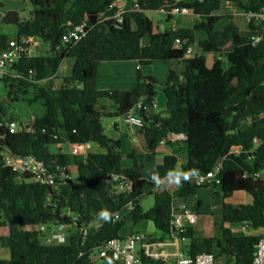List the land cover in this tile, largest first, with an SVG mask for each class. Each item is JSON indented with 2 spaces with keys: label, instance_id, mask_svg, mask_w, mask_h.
<instances>
[{
  "label": "trees",
  "instance_id": "1",
  "mask_svg": "<svg viewBox=\"0 0 264 264\" xmlns=\"http://www.w3.org/2000/svg\"><path fill=\"white\" fill-rule=\"evenodd\" d=\"M34 6L33 18L23 20L17 12L3 16V22L16 25L19 36L34 37L39 46L33 57H24L14 64L10 75L2 80L11 82L10 95L18 87L25 95L30 88L37 92L30 103H39L44 113L28 122L31 131L20 123L17 133L5 127L6 113L0 115V152L15 157H35L47 169L60 175L70 172L69 161L59 145L97 144L104 152H91L85 159L75 157L76 181L56 180L55 185L32 181L20 176L2 163L0 156V227L9 234L0 238L10 250V258L0 257V264H96L92 254L114 238L129 223L151 222L166 235L173 231V193L159 188L154 193V205L144 209L141 200L147 182L141 163L134 153L128 155L132 166L124 168L122 141L106 132L104 120L118 118L134 111L144 116L157 99V86L163 88L168 117H148L139 129L145 138L149 155L155 154L160 142L170 134L187 136V161L182 172L195 169L196 174L183 179L179 195L196 196L204 187H220L224 198L234 193H247L249 205L224 204L220 235L198 238L193 228L178 233L181 251L191 257L213 253L216 264L226 259L228 264H251L256 246L264 230V20L251 17L249 28L263 32V40L253 44L242 34L234 17L220 16L225 3H232L246 15L261 14L264 0H29ZM138 3L140 9L124 14L123 22L103 20L116 13L112 4ZM186 7L200 19L193 29H171L155 33L148 11H166ZM228 23L218 28L220 22ZM94 26L86 38L77 44L64 43L63 35L71 27L83 23ZM206 38L198 42L199 53L187 57L188 48L196 42V33ZM146 35L151 37L144 44ZM10 36L0 34V53L8 48ZM179 40V42H178ZM186 41V42H185ZM215 56L210 69L206 61ZM72 59L71 74L59 77L63 62ZM155 61H183L182 74L172 71L166 82L145 76L141 69ZM105 62H136L139 65L137 85L129 91L97 90L99 67ZM29 77L16 78L13 73ZM60 81L57 88L39 85L42 80ZM33 80V81H32ZM108 99L117 106L116 112H100L99 101ZM142 103L143 109L138 110ZM57 146L58 151L50 148ZM239 154H232L233 147ZM221 162L216 180L207 186H197L194 178L213 170ZM179 160L166 155L153 173L163 182ZM125 173L132 183L127 193L117 194L113 177ZM151 174V175H152ZM155 183V182H154ZM156 184V183H155ZM132 205L131 210H125ZM201 202L197 201V210ZM113 213L100 227L92 222L103 209ZM120 214V218L115 220ZM64 222L73 231L66 245L42 242L36 228L41 224ZM246 223L250 232H236L231 226ZM142 264H168L166 260L140 253ZM102 264H119L111 257Z\"/></svg>",
  "mask_w": 264,
  "mask_h": 264
},
{
  "label": "built area",
  "instance_id": "2",
  "mask_svg": "<svg viewBox=\"0 0 264 264\" xmlns=\"http://www.w3.org/2000/svg\"><path fill=\"white\" fill-rule=\"evenodd\" d=\"M117 9L116 13L110 16H105L101 19L111 20L116 19L119 23L123 22L124 14L130 10H138L140 6L138 3L133 4L130 8L125 2H117L112 4L110 9ZM175 15H189L191 10L186 7H176L170 12ZM248 20L251 17H257L260 20H264V10L261 14L247 15ZM94 26H90L88 23H83L77 26L69 28L63 35L64 43L77 44L81 42L88 33L93 29ZM253 44H258L263 40V36H250ZM179 42V40H178ZM40 43L34 37L28 36H19L12 35L10 37L8 48L0 53V75L4 78L6 76H11L10 72L14 64L18 63L24 57H33L35 56L37 46ZM196 52L192 48H188L187 57L195 55ZM13 75L16 78H21L29 80V77L15 74ZM31 80V79H30ZM45 80V79H44ZM42 80V81H44ZM33 81V80H32ZM157 107V103L153 105L154 109ZM142 103L138 105V110L143 109ZM150 109H146L148 111ZM125 121L128 126L134 130L142 128L145 124V120L142 115L134 113V111L125 115ZM5 127L10 131V133H17L21 128L20 124L16 121L6 122ZM26 131H31V128L28 122H25L23 125ZM187 136L184 133L181 134H170L166 139L160 142V145H166L168 143H177L185 142ZM72 154L76 157L81 155L80 145H73ZM241 148L233 147L231 149L232 154H239ZM2 156V163L5 167L10 168L13 172L17 173L20 176H28L32 181L39 182L42 184L55 185L56 180L60 181H69L73 180V175L71 172L61 170L60 175L51 173L43 161L37 160L35 157H15L10 154L8 151L0 152ZM222 163L219 162L215 168L206 174L198 175L194 178V183L197 186H207L210 183L214 182L221 172ZM114 190L117 194L127 193L132 189V183L129 181L125 173L120 175H115L113 177ZM132 205H129L125 210H131ZM120 218L118 214L115 220ZM198 221V216L191 210L184 208L179 213L173 214L172 225L176 230L174 231L178 238V233L183 232L186 228L195 225ZM242 231L248 232L249 228L246 223L242 224ZM37 232L40 234L42 242L46 245L57 244V245H66L69 243L70 238L73 234V231L69 228V225L64 222H58L57 224H41L36 228ZM157 246H163V243L156 244ZM156 245H150L146 241V236L142 233L135 232L128 237L114 238L109 242L101 245L98 249L92 254L93 258H107L111 257L114 261L119 264H142L140 258V253L143 251L146 256L156 257L158 256L157 252L154 250ZM153 247V248H152ZM160 256V255H159ZM176 258V264H216V256L213 253H203L196 257H191L184 254L182 251L174 254ZM251 264H264V232L261 239L256 246L253 261Z\"/></svg>",
  "mask_w": 264,
  "mask_h": 264
},
{
  "label": "rangeland",
  "instance_id": "3",
  "mask_svg": "<svg viewBox=\"0 0 264 264\" xmlns=\"http://www.w3.org/2000/svg\"><path fill=\"white\" fill-rule=\"evenodd\" d=\"M34 6L29 0H0V34H5L8 36L17 35L18 27L12 24H6L3 22V16L10 12H17L20 14V17L23 20H31L33 17ZM221 14L228 16L232 14L238 23L241 26L242 34H247V26H248V17L243 16L242 11L238 10L232 3H225L223 5V11ZM148 18L153 22L154 27L160 30L163 29V25H167L168 23V14L162 10L160 11H148ZM228 21V19L224 20L223 23L219 24L218 28H222L223 25ZM201 34L206 35L204 32H200ZM39 42L40 40L37 39ZM41 46L44 50H47L49 46L45 43H41ZM73 64L72 59H66L61 66V74L60 78L71 74V66ZM173 68L175 71H178L179 65L178 63H174L173 67L171 63H165L163 61H156L152 66H145L143 68V72L146 75L154 76L158 82L164 83L167 81L169 76V70ZM65 70V72L63 71ZM3 77L0 75V115H2V110L6 113V119H13L18 124L22 122H30L33 121L36 116H40L44 113V108L39 103H30L29 100L33 99L36 95L37 89L30 88L28 93L25 95L21 90L16 87L14 89V93L10 95L11 92V82H5L2 80ZM39 85H49L52 88H57L60 84V81L56 79L44 80L38 83ZM106 100V99H105ZM157 104L159 110H163L165 108V95L163 92L162 86H157ZM112 121H117L120 125L119 134H115L114 130L109 127V124ZM104 125L106 127V132L110 136L118 137L122 141V151L126 152L127 149L130 151L133 145L139 146L144 144V137L142 134L136 132L126 124L125 116H121L118 118H106L104 120ZM136 139V140H134ZM94 148H98L96 144H93ZM52 152H56L59 150L57 146H52L50 148ZM79 159V156H78ZM125 167H131V161L128 159L124 160ZM72 173V172H71ZM73 180L76 181L78 179V175L76 172L72 173ZM262 178L264 179V172L262 174ZM150 190L151 188H147ZM207 187L200 188L197 191L196 196L188 197L184 199L180 196L176 197V201L178 203L187 202L188 205L193 209L195 207L194 201L198 198L203 202L202 212L200 213L199 223L196 226L197 229L200 230V235H220L221 225H222V207L224 204H231L234 206L241 205H249L253 202V198L251 195L247 193H234L228 198H224L223 196H219L220 193L216 194L212 191L207 190ZM186 200V201H185ZM141 205L145 209H149L154 205V196L146 195L142 198ZM210 212H213V216L210 215ZM133 222H129L122 230L121 235L125 236V233L128 232V229H133ZM242 225L231 226V228L236 231H241ZM9 234V228L0 227V238L1 236H5ZM129 235V234H128ZM182 246V244H181ZM0 256L8 257L9 249L2 244L0 241ZM96 264H102L100 259L94 258ZM174 264V263H172ZM218 264H228L226 259H220Z\"/></svg>",
  "mask_w": 264,
  "mask_h": 264
},
{
  "label": "crops",
  "instance_id": "4",
  "mask_svg": "<svg viewBox=\"0 0 264 264\" xmlns=\"http://www.w3.org/2000/svg\"><path fill=\"white\" fill-rule=\"evenodd\" d=\"M126 4L128 5V8H130L132 6V4L131 5H129L128 3H126ZM164 12H166V11H164ZM221 12L219 13L220 16H226V15L221 14ZM166 13L168 14L167 25H163V29L160 30L158 28H155L154 24H153V30L155 33L165 31V30H171V29H175V30L184 29V28L193 29L195 27V25L200 22V19L197 16H195L193 13H191L189 15H175V14H171L168 12H166ZM230 15H232V14H229L228 16H230ZM243 16L247 17V15L245 13H243ZM226 17H225V19H223L220 22V24L223 23V21L227 19ZM234 21L238 24V26L241 29V26L238 23V21L235 19V17H234ZM225 22L226 23L223 25V27L228 23V21H225ZM241 32H242V30H241ZM252 35L263 36V32L250 30L249 22H248L247 34L245 36L250 37ZM205 38H206V35L201 34L200 32H197L196 33V42L194 44H192L189 48H192L196 53H199L201 51V49L198 46V42L200 40L205 39ZM39 46L41 47V45H39ZM176 62L179 65L178 71H175L173 68H170L169 73H168L169 75L172 71H174L175 73H177L179 75L182 74V72L184 71L185 65H184L183 61H167L165 63H171V65L173 67L174 63H176ZM71 68H72V66H71ZM138 70H139V65L136 62H105V63H102L99 67L95 87L97 90L115 89V90H120V91H129V90L135 88L137 85ZM63 71L65 72V70H63ZM141 72L145 76H151V75H146L143 72V68L141 69ZM60 74H61V69L58 73V76H60ZM152 77H154V76H152ZM156 103H157V101H156ZM96 108L100 112H116L117 111V106L108 99H106V100L104 99V100L99 101ZM145 116L146 117L159 116L162 119H166L168 117V114L166 112V99H165V108L163 110H159L158 104H157V107L154 109L148 110L146 112ZM113 119H115V118H113ZM109 127L114 130L115 134H119L120 125L117 121H112L109 124ZM134 131L136 132L135 134H137V135H138V133L142 134L139 131V129L134 130ZM134 140H136V139H134ZM92 145L93 144L80 146L82 153H81V155H79V159H85L87 157V155L91 152H104L102 149L99 148V146H97L98 148H94V146H92ZM58 147L60 148L61 153L65 154L68 158V161L70 164V166H69L70 172H72V173L76 172V165L74 164L75 163V156L72 154V148H73L72 144L65 143V144L59 145ZM122 153H123V162L125 159H128L131 161V164H132V160L128 158V155L134 153V155L137 157V159L141 163L145 164L144 176H145L147 182H146L145 187H144V196H146V195H153L154 196V193L159 188H166V189L170 190L174 195L173 214L179 213L184 208H187V209L191 210L192 212H194L198 216L197 223L190 227V228H193L194 235L196 237L206 238V237L217 236V235H212V234L202 236V235H200L201 234L200 230L196 228V226L199 223V219L201 216L200 213L202 212V208H203V202L201 201V199L197 198L194 201L195 207L193 209H191V207L188 205L187 202L183 201L180 204L176 201V197L180 196L179 192L183 186V179H181L180 183L177 184L175 182H171L167 178L159 186H157L154 183V181L151 179L152 171L154 170V168L157 165L163 163L164 157L166 155H175L179 160V163H178L176 170H179V171L181 170V166L187 161V158H188V153H187V148H186L185 142L168 143L166 145H159L156 153L152 154L150 156L148 149H147V144H146V141L144 138V144L143 145H139V146L133 145V147L131 148L130 151L127 149L126 152L122 151ZM148 156H149V158H148ZM76 157H78V156H76ZM123 166H124V163H123ZM124 168H128V167L124 166ZM262 174L260 175L261 177H262ZM148 187L151 189L148 190L147 189ZM207 188H208L207 190L214 192L216 194V197H217L218 193H220L219 196H222V191H221L220 187L211 186V187H207ZM184 199H187V198H184ZM197 201L201 202V206H200L199 210H197ZM141 202H142V200H141ZM213 214H214L213 212H210L211 216H213ZM222 214H223V207H222L221 215ZM133 226H134L133 229L132 230L128 229V232L125 233V236H122V237L125 238V237L132 235L135 232H139V233H142L146 236V241L150 245H156L158 243H163L164 244L163 246H157L156 245V247L154 248V250L158 254V256H156L155 258L164 259L167 261L168 264H172V263L176 264V258L174 256V254L181 251L182 246H181V242H180L179 238H177V235L175 233L172 234L171 236L166 235L163 232L157 230L155 228V226L149 221H143V222H140L138 224L133 223ZM241 231H242V229H241ZM250 231L251 230H248V232H250ZM248 232H246V233H248ZM259 232L263 233L264 230L263 231L260 230ZM5 236H7V235H5ZM5 236H1V238L5 237ZM1 258L9 259L10 258V250H9V256L8 257H1Z\"/></svg>",
  "mask_w": 264,
  "mask_h": 264
},
{
  "label": "clouds",
  "instance_id": "5",
  "mask_svg": "<svg viewBox=\"0 0 264 264\" xmlns=\"http://www.w3.org/2000/svg\"><path fill=\"white\" fill-rule=\"evenodd\" d=\"M195 174H196L195 169L191 170L190 172H182L179 170H174V171H170L167 174V176L171 182H175V183L179 184L181 179L188 180L190 178V176H193ZM151 179L156 183L157 186H159L162 183V181L159 179L158 173H153L151 175ZM112 215H113V213H111L109 210H107L105 208L96 214L92 223L95 226L100 227V226H102L100 222L101 221H103V222L110 221L112 218Z\"/></svg>",
  "mask_w": 264,
  "mask_h": 264
},
{
  "label": "water",
  "instance_id": "6",
  "mask_svg": "<svg viewBox=\"0 0 264 264\" xmlns=\"http://www.w3.org/2000/svg\"><path fill=\"white\" fill-rule=\"evenodd\" d=\"M151 41V37L149 35H146L145 38H144V44L145 45H148L149 42ZM37 51H39V46H37ZM206 64H207V67L212 69L214 66H215V56L213 53L209 54L208 58H207V61H206ZM145 122H148V117H146L145 115L143 116ZM149 158V156H148ZM176 229L173 228V231H175Z\"/></svg>",
  "mask_w": 264,
  "mask_h": 264
}]
</instances>
